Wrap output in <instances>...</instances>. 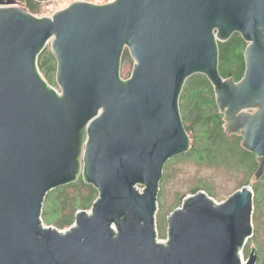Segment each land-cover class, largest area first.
<instances>
[{
    "label": "water",
    "instance_id": "obj_1",
    "mask_svg": "<svg viewBox=\"0 0 264 264\" xmlns=\"http://www.w3.org/2000/svg\"><path fill=\"white\" fill-rule=\"evenodd\" d=\"M234 33L246 42L238 81L218 68V42ZM46 46L55 86L38 66ZM195 74L261 179L264 0H75L45 16L0 0V264H255L239 251L252 235L249 185L221 202L188 194L158 239L163 167L191 147L180 96ZM80 176L98 190L90 211L64 231L45 226L47 193Z\"/></svg>",
    "mask_w": 264,
    "mask_h": 264
},
{
    "label": "trees",
    "instance_id": "obj_2",
    "mask_svg": "<svg viewBox=\"0 0 264 264\" xmlns=\"http://www.w3.org/2000/svg\"><path fill=\"white\" fill-rule=\"evenodd\" d=\"M43 0H16L18 5L24 6L33 14L38 13ZM92 1L93 0H87ZM95 3V2H94ZM246 42L239 33H234L230 39L218 42V68L220 74L226 77H232L235 81L240 80L244 73V48ZM132 59L127 50L124 51L122 63L131 62ZM39 69L50 76L56 67V60L49 48H44L38 57ZM50 84H55V80L48 78ZM180 96V112L184 122V126L189 136L194 135L195 140L191 141V147L188 152L177 155L169 159L164 167L179 157L189 155L195 158L199 163H215L221 159L237 161L235 165L245 164L249 171H254L257 167V161L252 153L241 147L239 135H227L224 131L223 115L219 112L215 103L213 87L208 79L202 74H195L187 79ZM190 139L191 136H190ZM228 139L231 141L229 146L224 145ZM235 161V162H236ZM234 164V163H232ZM163 176V172H162ZM161 183V182H160ZM247 180L243 182L246 185ZM264 183V176L260 180V185ZM242 185V186H243ZM160 186V185H159ZM68 188H74V192H66ZM206 186L197 184L190 189L191 194L198 190L206 189ZM257 194H260L258 186L252 188ZM83 190V192H82ZM208 193L213 195L211 189H207ZM98 197L97 189L83 180L80 176L75 182L68 183L56 187L49 191L45 197L46 216L44 223L55 224L62 230L68 227L74 220V216L78 209L82 210L91 208L93 201ZM259 198V197H258ZM257 198V200H258ZM44 205V203H43ZM43 208V207H42ZM175 208H177L175 206ZM173 208L171 212L175 209ZM170 212V213H171ZM159 236V235H158Z\"/></svg>",
    "mask_w": 264,
    "mask_h": 264
},
{
    "label": "rangeland",
    "instance_id": "obj_3",
    "mask_svg": "<svg viewBox=\"0 0 264 264\" xmlns=\"http://www.w3.org/2000/svg\"><path fill=\"white\" fill-rule=\"evenodd\" d=\"M16 1V0H14ZM75 0H43L40 2L41 6L37 16L51 15L57 10L63 9ZM95 3H106L112 0H93ZM92 2V1H91ZM17 4V2H15ZM22 6V5H20ZM24 7V6H22ZM49 48V46H46ZM132 62L122 63L121 72L122 76H128ZM41 71V70H40ZM43 77L49 81V77H55L56 67L54 71L47 76L41 71ZM55 86V85H54ZM185 88V86L183 87ZM184 92V90H182ZM224 127V124H223ZM226 134V133H225ZM234 135V134H233ZM191 136V141L195 140L194 135ZM194 139V140H193ZM235 139H228L224 144L229 146L230 142ZM229 143V144H228ZM240 144V141H239ZM241 145V144H240ZM242 147V146H241ZM234 159L226 160L221 159L215 163H199L195 158L189 155L184 157L176 158L171 161L164 169L163 176L161 178L160 189L157 194L158 208L155 214L156 232L158 239L166 241L168 238V218L171 214V210L176 207H181L184 199L190 194V189L197 184L206 186L207 188L203 191L212 197L216 202H221L226 199L233 192L237 191L243 185V182L247 180L246 185L254 188L259 187L260 194L254 192L253 199V213H252V235L246 240L245 244L240 248V256L242 261H246L251 247L256 246L259 250V259L257 264H264V183L260 185V180L254 179L253 171H249L247 165L240 164L235 165L237 161ZM234 163V164H232ZM264 176V175H263ZM207 189H211L213 195L208 193ZM74 188H68L66 192L73 193ZM138 190L142 191V186H138ZM98 191V190H97ZM83 192V190H82ZM258 198V200H257ZM46 201L42 208L41 217L44 219L46 216ZM90 207L86 208L87 212L90 211ZM82 210L78 209L77 211ZM84 210V209H83ZM76 211V212H77ZM76 215V214H75ZM43 221V220H42ZM44 222V221H43ZM75 222V216L73 222L68 226L70 227ZM45 226H51L59 229L55 224H46ZM68 227H63L62 230Z\"/></svg>",
    "mask_w": 264,
    "mask_h": 264
},
{
    "label": "flooded vegetation",
    "instance_id": "obj_4",
    "mask_svg": "<svg viewBox=\"0 0 264 264\" xmlns=\"http://www.w3.org/2000/svg\"><path fill=\"white\" fill-rule=\"evenodd\" d=\"M251 252H254L256 254V262H255V264H257L258 259H259V250H258V248L256 246L251 247L248 256L250 255ZM248 256H246V257L248 258Z\"/></svg>",
    "mask_w": 264,
    "mask_h": 264
},
{
    "label": "built area",
    "instance_id": "obj_5",
    "mask_svg": "<svg viewBox=\"0 0 264 264\" xmlns=\"http://www.w3.org/2000/svg\"><path fill=\"white\" fill-rule=\"evenodd\" d=\"M60 230V229H59ZM61 231H64V230H61ZM162 241H165V240H163V239H161Z\"/></svg>",
    "mask_w": 264,
    "mask_h": 264
}]
</instances>
